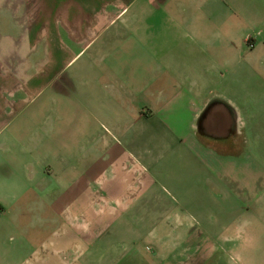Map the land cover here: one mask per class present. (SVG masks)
I'll use <instances>...</instances> for the list:
<instances>
[{
	"label": "crops",
	"instance_id": "1",
	"mask_svg": "<svg viewBox=\"0 0 264 264\" xmlns=\"http://www.w3.org/2000/svg\"><path fill=\"white\" fill-rule=\"evenodd\" d=\"M262 50L264 0H0V264H264Z\"/></svg>",
	"mask_w": 264,
	"mask_h": 264
},
{
	"label": "rangeland",
	"instance_id": "2",
	"mask_svg": "<svg viewBox=\"0 0 264 264\" xmlns=\"http://www.w3.org/2000/svg\"><path fill=\"white\" fill-rule=\"evenodd\" d=\"M243 14L244 13H242V15ZM242 18L243 17H238L237 28L235 29V37L237 38V40L246 29L245 23ZM254 38H256L255 35ZM247 44H248L247 46L248 49H252V47L254 46L251 40H248ZM249 63L251 67L253 66L252 67L253 70L250 71L246 77L240 78V80L246 82V84L249 83L252 86L251 90L254 92L253 93L250 92V93L254 95L258 90H260L259 87L257 86L262 85V87H264V50H262L261 53H259V55H257L255 58H252L251 62ZM260 143L264 145V137ZM256 144H258L257 141Z\"/></svg>",
	"mask_w": 264,
	"mask_h": 264
}]
</instances>
